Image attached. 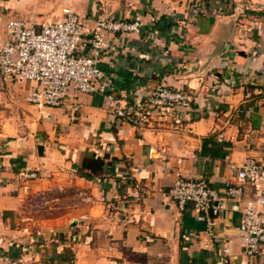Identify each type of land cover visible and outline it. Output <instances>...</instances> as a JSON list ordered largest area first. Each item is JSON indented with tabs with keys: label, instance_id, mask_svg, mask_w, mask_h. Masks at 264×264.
I'll list each match as a JSON object with an SVG mask.
<instances>
[{
	"label": "crops",
	"instance_id": "obj_1",
	"mask_svg": "<svg viewBox=\"0 0 264 264\" xmlns=\"http://www.w3.org/2000/svg\"><path fill=\"white\" fill-rule=\"evenodd\" d=\"M64 7L89 28L101 15L142 20L136 31L105 32L99 66L122 103L165 83L187 91L190 107L153 109L140 130L101 95L71 90L64 105L39 107L28 100L34 83L0 76V264H139L131 254L250 264L239 228L251 186L226 201L212 235L192 203L180 208L168 192L177 177H203L224 196L236 182L230 162H264V0H0V36L10 18L41 23ZM93 157L101 173L83 169Z\"/></svg>",
	"mask_w": 264,
	"mask_h": 264
},
{
	"label": "built area",
	"instance_id": "obj_2",
	"mask_svg": "<svg viewBox=\"0 0 264 264\" xmlns=\"http://www.w3.org/2000/svg\"><path fill=\"white\" fill-rule=\"evenodd\" d=\"M142 25L139 17L128 20L101 15L89 28L71 7L63 8L61 18L41 23L10 18L6 23V35L0 36V76L6 82L34 83L28 100L39 107L64 105L71 90L101 95L119 120L143 130L151 121L153 109L165 114L190 107L191 95L184 89L162 83L153 89H134L131 91L135 98L133 102L122 103L115 96L112 80L99 66L109 48L105 32L129 33L139 30ZM153 33L149 31L150 36ZM72 102L70 117L76 120L80 104L76 99ZM223 135L220 133L219 137ZM155 153L157 149L150 146L149 155ZM191 154L187 151V156ZM230 167L236 173V182L227 185L224 196L203 177H177L169 189V197L180 208L192 203L197 217L207 221L208 233L212 235L215 218L226 210V201L241 200L246 185L251 186L254 202L244 208L239 229L244 237L243 252L251 259L250 264H264V162L248 157L241 164L230 162ZM22 174L26 179L39 176L37 171ZM26 231L32 232L28 226ZM222 249L225 253L229 252L226 244Z\"/></svg>",
	"mask_w": 264,
	"mask_h": 264
},
{
	"label": "trees",
	"instance_id": "obj_3",
	"mask_svg": "<svg viewBox=\"0 0 264 264\" xmlns=\"http://www.w3.org/2000/svg\"><path fill=\"white\" fill-rule=\"evenodd\" d=\"M104 160L99 157L87 158L83 162V169H90L92 173H101L103 171ZM91 176V174H87Z\"/></svg>",
	"mask_w": 264,
	"mask_h": 264
},
{
	"label": "rangeland",
	"instance_id": "obj_4",
	"mask_svg": "<svg viewBox=\"0 0 264 264\" xmlns=\"http://www.w3.org/2000/svg\"><path fill=\"white\" fill-rule=\"evenodd\" d=\"M51 20H57V19H51ZM23 82H26V81H23ZM130 260L132 262H138L139 264H150L146 261L145 258H143L142 256L140 255H134V254H131L129 256ZM151 264H165V262L163 261V259L159 260V261H151Z\"/></svg>",
	"mask_w": 264,
	"mask_h": 264
}]
</instances>
